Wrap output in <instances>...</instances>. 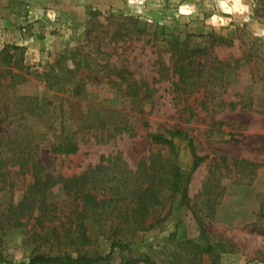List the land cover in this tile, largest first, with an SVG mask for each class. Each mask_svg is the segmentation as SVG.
Listing matches in <instances>:
<instances>
[{
    "label": "rangeland",
    "instance_id": "1",
    "mask_svg": "<svg viewBox=\"0 0 264 264\" xmlns=\"http://www.w3.org/2000/svg\"><path fill=\"white\" fill-rule=\"evenodd\" d=\"M242 3L247 11L228 13L216 0H145L137 13L128 0H0L4 161L12 155L6 148L17 144L30 151L27 168L37 165L42 176H79L109 157L98 178H110L113 168L132 178L140 161L161 157L187 180V200L162 189L146 216L153 227L125 234L130 253L116 250L110 264L128 254L146 255L150 264H264V0ZM182 4L193 11L180 14ZM213 15L224 22L212 25ZM191 49L202 52L188 57ZM177 61L187 63L184 82L177 81ZM34 105L35 112L42 109L39 118L29 112ZM174 128L192 136L205 156L194 171L184 141L174 140L172 155L148 138ZM63 136L73 137L76 153L50 152ZM7 140L14 145L5 146ZM7 163L4 170L15 173L5 181L0 176V259L19 264L37 253L56 254L31 235L40 230L31 227L33 220L21 228L6 224L10 202L19 201L32 180L30 172H18L19 163ZM116 186L96 184L97 197L115 198ZM46 201L62 211L58 218L74 206L60 183ZM125 204L110 207L121 214ZM193 243L212 251L198 254ZM109 246L99 235L79 253L103 256Z\"/></svg>",
    "mask_w": 264,
    "mask_h": 264
},
{
    "label": "trees",
    "instance_id": "2",
    "mask_svg": "<svg viewBox=\"0 0 264 264\" xmlns=\"http://www.w3.org/2000/svg\"><path fill=\"white\" fill-rule=\"evenodd\" d=\"M213 39L215 43H223L224 41L222 37H214ZM201 52V49H191L188 50L187 56H196ZM178 63L176 67H179L180 72L177 81L184 82L182 74L186 70L187 63ZM125 89L129 94L135 95V90L128 82ZM75 90V95H78L79 91L77 88ZM229 105L232 106L233 104ZM35 108L37 109L36 105L32 106L29 112L39 118L43 114L42 109L35 112ZM2 122L3 120L0 119V124ZM63 137L58 142L50 144V152L53 154L76 153L78 145L73 137ZM148 138L152 144L167 150L172 155L176 154L174 140L184 141L191 156L192 171L205 160V156L197 153L193 137L183 130L174 128L167 129L164 132L149 133ZM1 142L2 139L0 138V148H2ZM13 143L7 140L4 145L8 146ZM6 150L12 152L9 160L19 163L18 172H30L32 177L31 182L25 186L21 199L16 203L10 202L5 216L6 224L9 227L21 228L28 226L29 221L33 220L31 227L40 228V230L31 233V235H35L40 239L39 245H47L49 251L55 248L57 252L54 255L37 253L29 258L27 262H20L19 264H100L102 262L110 264L111 255L116 250H127L130 253L129 245L125 242V234L132 235L135 232L147 231L153 227L152 222L146 221V216L153 206L160 203L159 194L162 189L167 188L171 196L180 193L182 200H187V180L183 183V174L179 166L169 158H148L140 161L137 169L133 172L132 178L126 177V170L114 171V168L112 169L114 174L110 178H107L108 174L98 178L102 171L106 169L102 165V161L109 160V157L101 158L98 165L79 176L60 178L53 177L48 173L42 176L41 170L33 163L27 168L30 156L28 148H19L15 144L11 147L8 146ZM7 161L2 159L0 150V176L4 177V181L8 175L15 173L10 169L4 170L8 164ZM239 164L252 168L256 166L254 163L244 161L239 162ZM24 167H26V170H24ZM113 182H118V186L115 187V198H98L96 184L101 183L104 186ZM10 183L11 181H8V185ZM57 183L61 184L64 194L68 198H72L74 202V206L68 208V212L62 218L56 216V211L59 214L62 211L58 210L55 204L46 201V192ZM112 202H114V205L118 202H125L123 213L114 214L115 207H110ZM209 203L211 202L209 201ZM55 219H60V224H52ZM107 220L110 221L106 222ZM195 220L200 229V236L204 238L206 231L202 217L196 216ZM99 235L110 239L109 251L105 255L91 257L79 253L84 247L93 245ZM192 249L198 254L212 251L210 245L200 243H193ZM73 252L78 253L73 256L71 254ZM0 261L15 264L12 261L1 259ZM141 262L151 263L146 255L137 257L128 254L119 264H139Z\"/></svg>",
    "mask_w": 264,
    "mask_h": 264
},
{
    "label": "clouds",
    "instance_id": "3",
    "mask_svg": "<svg viewBox=\"0 0 264 264\" xmlns=\"http://www.w3.org/2000/svg\"><path fill=\"white\" fill-rule=\"evenodd\" d=\"M145 0H128V4L130 7L135 6V12L139 13L142 12V5L144 4ZM217 6L220 10L228 13L234 12H244L247 11V6L242 3V0H216ZM194 9V5L189 4H182L179 7V13L188 15ZM223 23V19L216 15H213L209 21L212 25H216L217 22Z\"/></svg>",
    "mask_w": 264,
    "mask_h": 264
}]
</instances>
